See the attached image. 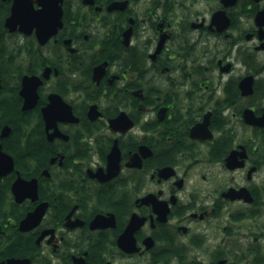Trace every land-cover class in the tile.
I'll return each instance as SVG.
<instances>
[{"label":"flooded vegetation","instance_id":"flooded-vegetation-1","mask_svg":"<svg viewBox=\"0 0 264 264\" xmlns=\"http://www.w3.org/2000/svg\"><path fill=\"white\" fill-rule=\"evenodd\" d=\"M0 264H264V0H0Z\"/></svg>","mask_w":264,"mask_h":264}]
</instances>
